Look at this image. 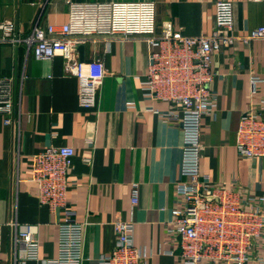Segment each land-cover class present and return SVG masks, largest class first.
I'll list each match as a JSON object with an SVG mask.
<instances>
[{"label": "crops", "instance_id": "obj_1", "mask_svg": "<svg viewBox=\"0 0 264 264\" xmlns=\"http://www.w3.org/2000/svg\"><path fill=\"white\" fill-rule=\"evenodd\" d=\"M74 1L154 2L157 33L169 21L193 36L213 32L220 0ZM230 1L236 35H248L264 25V0ZM39 13L43 26L64 23L69 18L68 0H0V22L14 25L10 33L0 28V76L12 77L15 91L12 122L6 123V115L0 113V264H14L15 255L25 257V243L15 244L21 230L39 241L40 260L27 264L58 256L65 213L41 204L32 180L33 155L51 145L75 148L67 203L84 224L82 264H99V258L112 251L118 220L134 221V243L147 256L143 264H174L180 248L168 226L172 209L181 205L176 185L183 179L182 133L159 115L168 103L152 99L141 88L148 64L145 37L93 35L81 44V60L100 58L105 66L98 104L82 107L78 79L66 71L61 54L38 59L24 42L9 40L26 37ZM212 68L217 107L202 117L201 173L226 181L229 187L236 178L241 191L262 193L264 159L240 155L235 137L239 119L250 105V76L264 79V39H238L223 46L214 54ZM259 96H264V81ZM135 183L139 197L133 204ZM263 255L264 247L254 249V257ZM245 264L258 263L254 258Z\"/></svg>", "mask_w": 264, "mask_h": 264}, {"label": "built area", "instance_id": "obj_2", "mask_svg": "<svg viewBox=\"0 0 264 264\" xmlns=\"http://www.w3.org/2000/svg\"><path fill=\"white\" fill-rule=\"evenodd\" d=\"M69 18L64 23H40L39 13L24 42L38 59L64 58L65 69L78 79V100L82 107L98 104L99 87L105 75L100 58L81 60L79 46L93 35L139 34L148 44V64L141 88L145 95L168 103L159 115L180 127L182 133L181 173L176 185V199L181 205L172 209L168 231L180 248L174 264H245L255 258L264 264V255L254 257L256 247H264V192H243L226 181H213L201 173L202 117L216 111L217 97L212 84L215 72L213 56L223 46L238 39L247 42L264 39V25L245 36L234 33V5L230 0L216 3L215 23L211 34L185 35L172 22H164L157 33L154 2H116L68 0ZM6 33L12 23L0 22ZM264 79L250 76L249 107L242 113L236 129L238 153L250 159H264V96L259 85ZM15 110L14 80L0 76V113L11 123ZM75 148L72 145L47 146L33 155L32 180L38 185V199L52 211L63 209L60 223L58 256L42 259V264H82L84 224L67 203L68 175L73 167ZM264 180V179H263ZM139 186L132 188L136 204ZM117 237L111 252L99 258V264H143L145 253L135 245L134 221L115 222ZM25 243V257L15 255L14 264L40 260L39 241L25 230L15 235V244ZM3 229L0 224V252ZM173 253V251L171 250ZM1 263V260H0Z\"/></svg>", "mask_w": 264, "mask_h": 264}, {"label": "water", "instance_id": "obj_3", "mask_svg": "<svg viewBox=\"0 0 264 264\" xmlns=\"http://www.w3.org/2000/svg\"><path fill=\"white\" fill-rule=\"evenodd\" d=\"M83 49H84V45H80V46H79V50H80L81 54H82V52H83ZM15 87H16V89H17V82L15 83Z\"/></svg>", "mask_w": 264, "mask_h": 264}]
</instances>
